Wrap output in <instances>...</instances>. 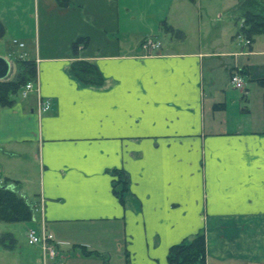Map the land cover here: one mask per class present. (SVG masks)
I'll return each mask as SVG.
<instances>
[{
    "label": "crops",
    "instance_id": "0c3cea01",
    "mask_svg": "<svg viewBox=\"0 0 264 264\" xmlns=\"http://www.w3.org/2000/svg\"><path fill=\"white\" fill-rule=\"evenodd\" d=\"M176 1L0 0L1 81L14 78L15 59L35 64L34 90L0 106V185L30 198L28 228L55 244L53 258L27 243L18 260L0 247V264H168V249L199 233L204 264H264V124L238 121L264 118V68L253 63L264 52L253 39L248 54L242 43L202 52L179 29L184 17L171 23ZM56 26L67 32L53 38ZM176 31L184 40L158 37ZM27 33L29 48L17 44ZM145 38L158 50L144 52ZM74 60L92 63L101 85L70 76ZM245 69L250 85L234 88Z\"/></svg>",
    "mask_w": 264,
    "mask_h": 264
},
{
    "label": "trees",
    "instance_id": "16d2710c",
    "mask_svg": "<svg viewBox=\"0 0 264 264\" xmlns=\"http://www.w3.org/2000/svg\"><path fill=\"white\" fill-rule=\"evenodd\" d=\"M59 6L65 4V0H55ZM237 12L242 20L238 34L247 41H251L255 35H264V6L260 0H237ZM171 31V28H169ZM2 27L0 25V34ZM174 35L182 34L178 31ZM249 41V42H250ZM79 42L72 43L71 51L76 55ZM16 74L9 81L0 80V106H8L19 90L35 78V64L29 59H15ZM68 73L85 86L97 87L101 85L102 78L96 67L87 61L74 60L68 66ZM248 70H242L239 74L244 77ZM264 90V78L255 80ZM112 191L118 200L122 201V194L126 191V182L121 174L115 172ZM6 183V182H5ZM33 213L24 198L6 184L0 185V222L17 223L33 221ZM15 240L10 233L0 234V247L11 249ZM204 238L201 233L194 235L189 241H181L172 245L167 252L168 264H204Z\"/></svg>",
    "mask_w": 264,
    "mask_h": 264
},
{
    "label": "rangeland",
    "instance_id": "374dc122",
    "mask_svg": "<svg viewBox=\"0 0 264 264\" xmlns=\"http://www.w3.org/2000/svg\"><path fill=\"white\" fill-rule=\"evenodd\" d=\"M176 2H178V4H175V6L173 5L172 8L173 15L170 17L171 23L176 22L180 19L182 20V18L184 17V20L181 21L179 29H181V31L183 32V36L185 37L187 43H190L194 47L198 43H201L202 52L211 50L218 51L219 49L228 46H233V50L239 51L241 43L245 46L246 39L242 35L238 34L239 26L241 25L242 20L240 17V13L237 12V0H177ZM260 3L261 7L264 6V0H260ZM53 13L55 14L56 12ZM25 26L27 32L30 33L32 31L31 21L27 19L25 22ZM57 31H59L58 35H62V33L60 32H67L65 28H57L56 26L53 28V32L51 31V33L54 35H52L51 33L50 35L55 38V35H57ZM28 33L27 40L19 38L17 44L23 43L28 48L31 47L32 44L30 38L32 39V36H28ZM169 35L165 36L163 34L161 36L158 35V37L160 40H162V43L164 42V44H168L169 40H182L183 38L181 35H174L171 39ZM17 44H15V46H17ZM243 49L245 54L249 53V49L247 46H245ZM253 51L264 52L263 34H258L253 37ZM246 58L247 56L239 57L242 63H244ZM251 59L253 58L251 57ZM253 63L257 68H264V56L255 57L253 59ZM244 83L250 85V83H248L246 80H244ZM19 92L14 97H19ZM235 92H237V95L239 94L240 96V92L238 90ZM256 94L257 93L255 92V87L253 86L251 90V96L252 99L255 100L254 106H256L258 100V98H256ZM261 102L262 100L260 101V103ZM258 109L260 112V105H258ZM230 120V118H215L216 124L219 123V125L217 124V128L221 130L229 128L230 126L228 123L230 122ZM250 120H252V125L255 128L264 124V118H238L239 123H241V127L245 125V121L249 122ZM27 199L30 198H24L25 201H27ZM30 224L31 223L27 222H0V232H14L15 242L13 244V259H22L25 256L19 257L20 254H24L29 251V247L26 241V233L28 230L35 231L32 228H28Z\"/></svg>",
    "mask_w": 264,
    "mask_h": 264
},
{
    "label": "built area",
    "instance_id": "2783aa9c",
    "mask_svg": "<svg viewBox=\"0 0 264 264\" xmlns=\"http://www.w3.org/2000/svg\"><path fill=\"white\" fill-rule=\"evenodd\" d=\"M246 44H249V41L246 40ZM159 43L156 42L152 38H145L141 43V48L147 54L158 50ZM231 84L234 88L242 90L244 88V80L243 77L238 73L234 72L231 75ZM34 90V85L31 82H27L20 89V96L24 97L27 93ZM38 110L43 112L46 111L49 107L48 102L41 101L40 98L37 100ZM26 240L28 244H37L41 247L43 252L49 257L53 258L55 256V244L53 242L52 236L44 231L35 232L33 230H29L26 233Z\"/></svg>",
    "mask_w": 264,
    "mask_h": 264
},
{
    "label": "water",
    "instance_id": "95a60500",
    "mask_svg": "<svg viewBox=\"0 0 264 264\" xmlns=\"http://www.w3.org/2000/svg\"><path fill=\"white\" fill-rule=\"evenodd\" d=\"M8 71V63L0 58V80H2Z\"/></svg>",
    "mask_w": 264,
    "mask_h": 264
}]
</instances>
